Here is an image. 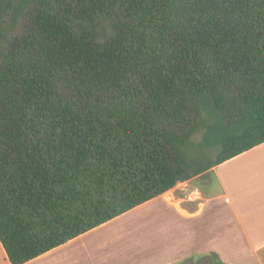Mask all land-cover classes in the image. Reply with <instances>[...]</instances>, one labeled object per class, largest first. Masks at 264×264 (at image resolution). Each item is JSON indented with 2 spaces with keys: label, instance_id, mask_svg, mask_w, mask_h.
<instances>
[{
  "label": "trees",
  "instance_id": "obj_1",
  "mask_svg": "<svg viewBox=\"0 0 264 264\" xmlns=\"http://www.w3.org/2000/svg\"><path fill=\"white\" fill-rule=\"evenodd\" d=\"M198 138L218 148L207 168ZM262 143L264 0H0L9 264Z\"/></svg>",
  "mask_w": 264,
  "mask_h": 264
},
{
  "label": "rangeland",
  "instance_id": "obj_2",
  "mask_svg": "<svg viewBox=\"0 0 264 264\" xmlns=\"http://www.w3.org/2000/svg\"><path fill=\"white\" fill-rule=\"evenodd\" d=\"M201 141H195L187 157L207 168L214 162L218 148ZM210 187L215 190L217 185L212 183ZM191 213V204L182 205L173 193H168L28 264H220L212 253H199L214 242L210 238L216 237L212 232L215 225L207 223L208 214L194 218ZM0 264H4L1 251Z\"/></svg>",
  "mask_w": 264,
  "mask_h": 264
},
{
  "label": "crops",
  "instance_id": "obj_3",
  "mask_svg": "<svg viewBox=\"0 0 264 264\" xmlns=\"http://www.w3.org/2000/svg\"><path fill=\"white\" fill-rule=\"evenodd\" d=\"M212 183L217 185L215 190ZM168 193L182 205L191 204L192 217L208 214L207 223L215 225L216 237L210 238L214 242L199 253H212L220 264H264V143L211 166L159 197ZM0 251L4 264H9L1 243Z\"/></svg>",
  "mask_w": 264,
  "mask_h": 264
}]
</instances>
